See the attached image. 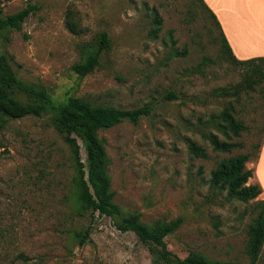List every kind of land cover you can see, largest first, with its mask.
<instances>
[{"label": "rangeland", "instance_id": "rangeland-1", "mask_svg": "<svg viewBox=\"0 0 264 264\" xmlns=\"http://www.w3.org/2000/svg\"><path fill=\"white\" fill-rule=\"evenodd\" d=\"M27 6L35 11L22 28L0 35V52L19 79L42 86L56 101L151 107L137 125L125 121L98 132L114 202L123 212L138 211L147 224L182 218L165 239L181 258L197 251L247 264L253 204L229 199L209 179L221 159L247 153L248 166L258 161L264 81L245 85L246 68L224 59L219 30L203 6L197 0H0V17ZM102 32L110 49L80 79L73 66ZM239 85L246 91L234 90ZM230 106L247 129L232 139L241 148L220 153L204 136L225 139L216 124ZM190 142L208 159L192 156ZM0 143V264H152L133 233L118 231L106 216L77 213L69 151L50 114L0 124ZM88 227L81 243L75 234ZM260 259L264 264V247Z\"/></svg>", "mask_w": 264, "mask_h": 264}, {"label": "trees", "instance_id": "trees-1", "mask_svg": "<svg viewBox=\"0 0 264 264\" xmlns=\"http://www.w3.org/2000/svg\"><path fill=\"white\" fill-rule=\"evenodd\" d=\"M197 1L207 11L219 30L224 59L233 65L246 68L245 85L253 89V83L264 81V57L236 59L215 15L207 8L203 0ZM34 11L33 6H27L15 14L0 17V35L12 30H20L26 18ZM154 18L155 25L158 27L160 19L157 14ZM69 26L70 29L74 28L73 24ZM109 49L108 35L102 32L95 45H88L85 58L73 66V71L80 79L85 77L99 66L103 51ZM238 88L234 90L246 91L243 90L244 85H239ZM219 93H228V91L221 90ZM233 112L234 108L230 106L223 109L218 117L216 126L224 136V140L212 132L204 136L214 151L230 153L242 147L241 142H234L232 139L239 138L241 132L247 127L243 121L235 118ZM150 113L151 107L147 104L134 109H123L111 105L94 104L79 97L56 101L42 86L19 79L7 56L0 52V124L27 116L51 115L52 123L62 135L69 151L74 172L72 198L78 214H88L91 220L95 214L106 216L113 221L118 231L133 233L138 241L148 248L152 256V264H242L212 260L197 251H191L181 258L168 249L165 239L176 232L182 223V218L147 224L141 220V214L138 211L123 212L114 202V192L111 190L108 174L109 159L104 141L99 137L98 132L125 121L137 125L142 117ZM79 141L85 151L84 160L80 154ZM260 146L261 144L259 148ZM188 150L196 158L208 159L206 150L196 142H190ZM249 159L250 154L247 153L221 159L210 172L209 183L211 187L226 192L229 199L253 204L255 214L247 225L246 255L249 259L247 264H258L261 262V250L264 247V199L256 200L262 193L258 184H247L252 177V169L246 167ZM89 233L88 227L84 234L76 233L75 237L80 238V242L83 243Z\"/></svg>", "mask_w": 264, "mask_h": 264}, {"label": "crops", "instance_id": "crops-1", "mask_svg": "<svg viewBox=\"0 0 264 264\" xmlns=\"http://www.w3.org/2000/svg\"><path fill=\"white\" fill-rule=\"evenodd\" d=\"M215 15L233 55L238 60L264 57V0H203ZM258 161L251 163L250 184H258L264 197V173L259 166L264 156V137ZM248 184V183H247Z\"/></svg>", "mask_w": 264, "mask_h": 264}]
</instances>
